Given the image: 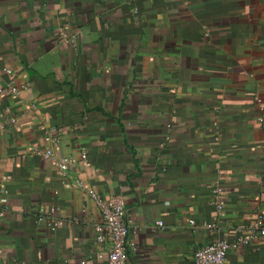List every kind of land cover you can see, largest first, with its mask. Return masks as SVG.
Segmentation results:
<instances>
[{
    "label": "crops",
    "instance_id": "crops-1",
    "mask_svg": "<svg viewBox=\"0 0 264 264\" xmlns=\"http://www.w3.org/2000/svg\"><path fill=\"white\" fill-rule=\"evenodd\" d=\"M11 78L26 89L0 95V264H107L76 180L122 201L128 264H192L264 226V0H0V88ZM51 210L55 230L36 220ZM223 264H264V236Z\"/></svg>",
    "mask_w": 264,
    "mask_h": 264
},
{
    "label": "built area",
    "instance_id": "built-area-1",
    "mask_svg": "<svg viewBox=\"0 0 264 264\" xmlns=\"http://www.w3.org/2000/svg\"><path fill=\"white\" fill-rule=\"evenodd\" d=\"M58 35L68 44L73 45L76 40V35L70 31L67 24H62L58 29ZM6 74L12 77V69L7 68ZM21 89H26V85L16 86L11 78L5 88H0V95L8 93L16 95ZM261 120V118H258ZM214 132L220 135V130L215 127ZM43 157L54 159V154L51 150H46L42 153ZM81 163L83 166L88 165L87 152L84 149L80 154ZM72 161L70 157H64L56 162L57 169L63 179L68 178L67 168ZM75 186L84 190L86 194L93 200L99 211V221L96 224V243L107 245V264H128V247L131 243L128 240V225L125 221V207L118 197L109 199L103 198L98 192L93 189L86 188L83 183L76 180ZM210 204L213 205L218 217H225V212L220 199L221 188L215 184L211 188ZM7 205L6 194L0 187V218L5 213ZM54 210L40 212L36 220L45 224L50 230H55L61 227L64 223L63 219L54 216ZM263 213H258L255 220L247 226H238L235 231L238 233L233 240H214L208 244L199 247L193 254L192 264H223L226 259V254L229 250L246 245L259 236H264V226L262 224ZM155 226H162L161 220H156Z\"/></svg>",
    "mask_w": 264,
    "mask_h": 264
}]
</instances>
